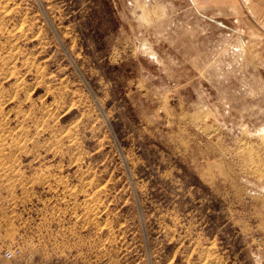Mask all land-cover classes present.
Masks as SVG:
<instances>
[{
    "label": "rangeland",
    "instance_id": "rangeland-1",
    "mask_svg": "<svg viewBox=\"0 0 264 264\" xmlns=\"http://www.w3.org/2000/svg\"><path fill=\"white\" fill-rule=\"evenodd\" d=\"M259 7L0 0V264H264Z\"/></svg>",
    "mask_w": 264,
    "mask_h": 264
},
{
    "label": "crops",
    "instance_id": "crops-1",
    "mask_svg": "<svg viewBox=\"0 0 264 264\" xmlns=\"http://www.w3.org/2000/svg\"><path fill=\"white\" fill-rule=\"evenodd\" d=\"M247 2H252V3H254V4H258L260 7V9L259 10H257V11H260L259 12V15H260V17L261 18H264V0H246ZM254 11H256V10H254Z\"/></svg>",
    "mask_w": 264,
    "mask_h": 264
},
{
    "label": "built area",
    "instance_id": "built-area-1",
    "mask_svg": "<svg viewBox=\"0 0 264 264\" xmlns=\"http://www.w3.org/2000/svg\"><path fill=\"white\" fill-rule=\"evenodd\" d=\"M15 254H16V250H6L3 253V257L6 260H11V259H13L15 257Z\"/></svg>",
    "mask_w": 264,
    "mask_h": 264
}]
</instances>
